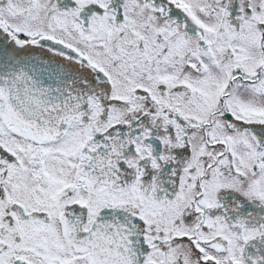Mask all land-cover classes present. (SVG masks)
<instances>
[{"label": "snow or ice", "instance_id": "obj_1", "mask_svg": "<svg viewBox=\"0 0 264 264\" xmlns=\"http://www.w3.org/2000/svg\"><path fill=\"white\" fill-rule=\"evenodd\" d=\"M0 264H264V0H0Z\"/></svg>", "mask_w": 264, "mask_h": 264}]
</instances>
